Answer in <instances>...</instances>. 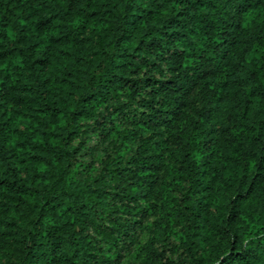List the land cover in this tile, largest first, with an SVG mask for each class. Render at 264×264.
<instances>
[{
    "label": "trees",
    "instance_id": "obj_1",
    "mask_svg": "<svg viewBox=\"0 0 264 264\" xmlns=\"http://www.w3.org/2000/svg\"><path fill=\"white\" fill-rule=\"evenodd\" d=\"M0 264H264V0H0Z\"/></svg>",
    "mask_w": 264,
    "mask_h": 264
}]
</instances>
